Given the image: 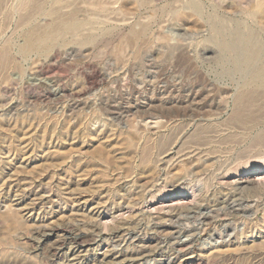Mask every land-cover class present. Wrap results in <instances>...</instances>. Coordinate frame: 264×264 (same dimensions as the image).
I'll list each match as a JSON object with an SVG mask.
<instances>
[{
  "label": "rangeland",
  "instance_id": "1",
  "mask_svg": "<svg viewBox=\"0 0 264 264\" xmlns=\"http://www.w3.org/2000/svg\"><path fill=\"white\" fill-rule=\"evenodd\" d=\"M195 1L0 0V264H264V0Z\"/></svg>",
  "mask_w": 264,
  "mask_h": 264
},
{
  "label": "bare ground",
  "instance_id": "2",
  "mask_svg": "<svg viewBox=\"0 0 264 264\" xmlns=\"http://www.w3.org/2000/svg\"><path fill=\"white\" fill-rule=\"evenodd\" d=\"M190 3V7H191V11L194 12V14L200 13V6L198 5V3L195 0H189ZM200 15V14H199ZM57 17V16H56ZM55 18V17H54ZM54 20V19H53ZM84 20H78L74 17H70L67 20L63 21V22H59L57 23L56 20V24L51 26L50 24H48L47 28L38 35H35V31H30V33L26 36L25 38V42L22 45L21 51L22 53H27L35 48H44V47H49L51 45V42L53 39L61 36L62 34L65 33H70V34H75L77 31H79L84 25L83 23ZM89 21V20H88ZM52 22V21H51ZM55 22V20H54ZM53 22V24H54ZM31 24V23H30ZM52 24V23H51ZM213 26L215 28V30L217 31V33L219 32V29H217V22L213 21ZM219 27V26H218ZM88 34V33H87ZM131 34L133 36L138 35V32L132 31ZM220 34V33H219ZM150 35V34H149ZM158 35V34H157ZM215 35V34H214ZM221 35V34H220ZM219 35V36H220ZM86 36V35H84ZM217 36V35H215ZM156 37V36H155ZM91 38V37H90ZM90 38H86L84 41H89ZM217 40L219 38V40L217 42H221V38H223V36L220 37H216ZM226 39V38H225ZM223 38V40L226 42ZM222 40L221 44L225 42ZM227 42L229 43V45H231V43H233V45H235L236 47H240L238 50L241 53V57L240 58V65L241 67H243L244 69H250L252 68L251 71V76H250V80L248 79V83L247 85H249L250 87H256V86H264V63L261 62V65H257V63L255 64V62L253 63V61L257 60L258 55L261 54V49L254 44V41L252 39V36L249 33L246 34H241V33H236L233 32L231 34H229V40H227ZM227 45V44H226ZM228 45V47H229ZM224 46V45H223ZM227 47V48H228ZM232 47V45H231ZM230 48V47H229ZM239 53V54H240ZM264 61V60H263ZM253 63V64H252ZM254 66L252 67L251 66ZM257 66H255V65ZM251 66V67H250ZM240 67V68H241ZM242 69V68H241ZM185 101V100H184ZM127 110V109H126ZM10 112V111H9ZM123 112V111H122ZM174 123V122H173ZM261 137V136H260ZM256 142V141H255ZM258 142V141H257ZM259 143V142H258ZM263 144V143H262ZM262 146V145H261ZM248 173V172H247ZM262 177V176H261ZM243 178V177H242ZM255 179V178H254ZM246 180V179H245ZM252 180V179H251ZM29 183V182H28ZM28 185H31V183H29ZM26 185V186H28ZM38 186V185H37ZM36 186V187H37ZM44 186V184L42 185ZM254 186V185H253ZM22 187V186H21ZM31 189V188H30ZM40 190H45V189H40ZM231 192V191H230ZM53 193V192H52ZM36 195V194H35ZM34 195V196H35ZM45 198L43 195H39L37 198ZM231 197V196H230ZM42 200V199H41ZM44 200V199H43ZM224 201V200H222ZM236 203V202H235ZM240 205V204H239ZM193 209V208H192ZM54 228V227H52ZM56 228V227H55ZM40 230V229H39ZM53 230V229H52ZM78 230V229H77ZM43 231V230H42ZM45 231V230H44ZM40 234V233H39ZM79 235V234H78ZM43 236V235H42ZM141 237V236H140ZM132 244V243H131ZM142 245V244H141ZM147 245V244H146ZM130 246V245H129ZM149 246V245H148ZM178 249V248H177ZM109 262V261H108Z\"/></svg>",
  "mask_w": 264,
  "mask_h": 264
}]
</instances>
